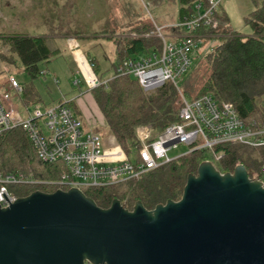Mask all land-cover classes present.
I'll return each mask as SVG.
<instances>
[{
  "label": "trees",
  "instance_id": "obj_1",
  "mask_svg": "<svg viewBox=\"0 0 264 264\" xmlns=\"http://www.w3.org/2000/svg\"><path fill=\"white\" fill-rule=\"evenodd\" d=\"M198 1L178 0V21L191 17ZM251 1L254 9L244 17L245 24L252 31L250 36L231 30L229 19L220 7L214 12L217 27H202L197 31L207 37L204 39H218L220 43L200 60L196 59L199 61L181 83L180 91L188 100L211 96L216 102L230 103L245 124L261 126L264 124V0ZM109 26L110 21L106 23V29ZM77 27L53 38L16 33L0 35V49H7L6 54L0 53V61L10 68L18 67L35 80L45 73L39 69V64H47L64 52L65 48L57 40L71 36L90 38L85 37L82 26ZM152 31L154 27L147 21L132 24L118 37L114 32L102 31V37L114 47V56L104 71L99 61L85 52L86 58L94 64L99 81L110 79L107 88L100 86L90 93L108 134L126 153L136 145L138 128H146L153 138L179 121L180 96L171 83L146 93L136 79L115 75L123 61L160 48L159 39L142 37ZM74 86L85 89L82 82ZM22 88L21 101L26 109L40 104V94L32 84L22 85ZM71 104L66 103L69 108ZM215 152L220 153L217 161L208 151H193L144 174L138 181L91 189L83 194L101 209L109 208L114 200H118L128 211H132L137 202L152 211L157 205L179 201L188 176L196 175L198 166L205 161L222 175L232 174L236 167L243 166L250 180L262 178L264 147L253 149L241 144H225L215 148ZM63 172L60 163L46 164L37 158L35 149L21 129L8 130L0 138V176L21 174L28 181L10 188L16 198L36 191L55 192L57 188L45 182L59 179Z\"/></svg>",
  "mask_w": 264,
  "mask_h": 264
},
{
  "label": "water",
  "instance_id": "obj_2",
  "mask_svg": "<svg viewBox=\"0 0 264 264\" xmlns=\"http://www.w3.org/2000/svg\"><path fill=\"white\" fill-rule=\"evenodd\" d=\"M264 264V186L210 162L179 201L101 209L80 190L36 191L0 209V264Z\"/></svg>",
  "mask_w": 264,
  "mask_h": 264
},
{
  "label": "built area",
  "instance_id": "obj_3",
  "mask_svg": "<svg viewBox=\"0 0 264 264\" xmlns=\"http://www.w3.org/2000/svg\"><path fill=\"white\" fill-rule=\"evenodd\" d=\"M221 3L222 0H200L194 5L195 13L191 17L169 26L154 24V31L142 37L159 39L160 48L125 60L116 69V76L136 79L146 93L167 82L178 90L179 121L157 136L152 138L146 128H138L136 145L130 147L129 152L123 151L114 138L109 140V148L103 147L101 135L92 127H84L66 103L26 109L21 101L22 86L7 75L0 79V138L8 130L21 129L42 163H60L64 168L59 179L45 184L57 190L77 189L82 193L138 181L144 174L193 151H208L217 161L220 153L215 152V148L221 145L264 147V124L247 125L232 104L216 102L211 96L188 100L180 91L181 80L192 70L197 51L207 38L197 31L202 27H217L214 12ZM168 29L170 32H165ZM69 48L79 74L74 85L82 82L87 93L100 86L107 88L110 79L99 81L94 64L84 57L79 44L70 43ZM78 51L81 63L77 61ZM179 147H183V152L169 157L168 153ZM261 175L258 181L264 186V166ZM27 182L21 174L0 176V209L9 207L17 199L10 188Z\"/></svg>",
  "mask_w": 264,
  "mask_h": 264
},
{
  "label": "rangeland",
  "instance_id": "obj_4",
  "mask_svg": "<svg viewBox=\"0 0 264 264\" xmlns=\"http://www.w3.org/2000/svg\"><path fill=\"white\" fill-rule=\"evenodd\" d=\"M222 4L229 12V28L243 36H250L252 31L245 24L244 17L254 9L252 1L222 0ZM178 10V0H0V35L16 33L36 36L46 33L47 38H53L56 35H64L68 30L74 31L78 28L77 25H80L84 28L82 32L85 37H90L77 39L71 36L57 40L56 42L65 48L64 52L47 64H39V69L45 73L35 80H31L18 67L10 68L8 64L0 61V79L11 75L21 86L32 84L40 94L39 105L42 108L52 107L59 101L72 102L71 111L81 119L83 126L92 127L98 132L102 137L103 147L109 148L111 146L109 140L114 137L108 134L91 93L74 86L79 74L69 44L77 42L84 57L86 58L85 52H88L99 61V66L104 71L108 69L109 62L114 56V47L102 37L100 34L102 31L114 32L115 37H118L122 31L128 30L132 24L139 21H147L153 27L155 22L156 25L163 27L177 23ZM108 21L110 26L106 29ZM61 26L64 28L60 29ZM96 34L100 35L92 39ZM72 40L74 42H71ZM210 40L203 39L196 54L199 60L220 43L218 39L211 43ZM6 50L0 49V53L6 54ZM199 60L194 61L192 68ZM77 61L82 62L79 51ZM19 108L23 113L21 105ZM182 152L183 147H179L170 151L168 155L174 158Z\"/></svg>",
  "mask_w": 264,
  "mask_h": 264
},
{
  "label": "crops",
  "instance_id": "obj_5",
  "mask_svg": "<svg viewBox=\"0 0 264 264\" xmlns=\"http://www.w3.org/2000/svg\"><path fill=\"white\" fill-rule=\"evenodd\" d=\"M220 10L221 11H223L226 15H227V17H228V19H229V12H227V8H224V5L222 4L221 6H220ZM153 21V20H152ZM178 22V21H177ZM153 24H155L156 25V23L155 22H153ZM174 24V23H173ZM170 25H172V24H170ZM164 26H169V25H164ZM38 36H46V33L45 34H41V35H36V37H38ZM210 43L211 42H213V40H210L209 41ZM211 50V49H210Z\"/></svg>",
  "mask_w": 264,
  "mask_h": 264
}]
</instances>
